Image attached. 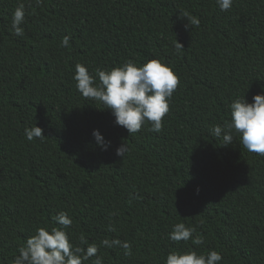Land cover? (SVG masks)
<instances>
[{
    "label": "trees",
    "instance_id": "1",
    "mask_svg": "<svg viewBox=\"0 0 264 264\" xmlns=\"http://www.w3.org/2000/svg\"><path fill=\"white\" fill-rule=\"evenodd\" d=\"M151 59L180 80L159 133L146 122L129 134L76 88L77 64L95 76ZM262 91L264 0H233L226 12L216 0H0V264H13L37 228L61 227V211L78 246L131 243L130 256L101 246L104 264H165L170 251L189 249L219 252L218 264H264V156L235 131L228 145L210 131L230 122L233 100L252 103ZM35 126L46 137L29 141ZM123 143L129 150L117 156ZM180 222L204 243L170 240Z\"/></svg>",
    "mask_w": 264,
    "mask_h": 264
},
{
    "label": "clouds",
    "instance_id": "2",
    "mask_svg": "<svg viewBox=\"0 0 264 264\" xmlns=\"http://www.w3.org/2000/svg\"><path fill=\"white\" fill-rule=\"evenodd\" d=\"M221 11H228L233 0H216ZM37 5L42 0H35ZM191 25L199 26L200 20L196 17H188ZM25 22L24 6H18L12 14V31L16 36L24 35L22 25ZM70 38L65 36L61 41L62 47L69 46ZM183 48L178 42L177 49ZM98 77L99 83L95 80ZM74 80L76 88L85 98H91L101 102L104 108L112 110L115 123L124 127L129 134L139 132L147 122L151 124V130L159 133L162 129V120L169 112V102L180 83L178 75L173 69L158 59H151L142 65L132 60L124 62L111 70H96V75L89 73L88 68L77 64ZM211 134L223 139V144H230L234 137L233 131L240 135V143L248 152H254L264 156V91L253 96V102L249 103L245 96L233 100L230 104V122L223 127L215 125L210 129ZM26 137L29 141L34 138L43 140L46 136L39 126L26 128ZM93 136L99 147L107 150L111 142L106 141L99 130H93ZM128 145L121 144L116 149V155L124 157L128 151ZM53 220L61 227L46 229L37 228L26 244L18 249V255L14 257L13 264H84L91 259V264H104L102 255H98L99 248L119 247L124 254H132V245L127 240L118 238L102 239L99 245L92 243L86 248L70 241L69 233L72 218L64 211L59 212ZM109 231L115 228L109 225ZM194 227H186L183 222L173 225L169 233L170 240L174 242H188L193 245H202L203 237L193 234ZM82 244H87L83 235L80 237ZM94 258V259H93ZM222 255L211 250L207 255H198L194 249L187 252L170 251L167 254L165 264H218Z\"/></svg>",
    "mask_w": 264,
    "mask_h": 264
}]
</instances>
